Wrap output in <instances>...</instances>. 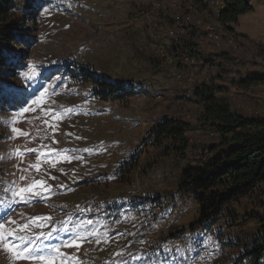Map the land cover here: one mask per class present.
Listing matches in <instances>:
<instances>
[{
  "label": "rangeland",
  "instance_id": "obj_1",
  "mask_svg": "<svg viewBox=\"0 0 264 264\" xmlns=\"http://www.w3.org/2000/svg\"><path fill=\"white\" fill-rule=\"evenodd\" d=\"M23 2L31 8L0 27V223L7 225L9 217L20 224L32 217H51L50 222H36L43 228L29 224L31 234L53 232L51 240L39 241L41 245L59 244L70 235L87 236L78 251L61 248L76 257V264H231L236 255L231 241L247 238L252 225L239 213L234 227H224L231 218L208 227L201 223L194 199L181 190L187 166L206 159L218 138L201 128L200 108L188 89L215 79L227 87L235 113L264 118V0H251L250 10L236 23L219 22L223 31L217 34L218 42L201 43L200 32L197 55L187 52L197 64H184L187 78L195 75L191 83L172 77L162 57L164 47L147 39L148 19L141 8L150 6L148 0ZM185 4L188 7L189 0H180L182 8ZM208 8L194 10L195 19ZM211 17L209 13L201 18ZM129 20L135 27L125 42L100 35L110 24ZM7 32L12 41H4ZM221 52L232 53L242 72L234 83L218 77L219 69L209 61ZM93 79L117 80L130 89L135 85L136 94L124 101L98 99ZM33 100H38L32 105L36 110L21 113ZM54 115L59 118L53 120ZM165 118L191 124L185 157L167 142L155 147L152 131ZM45 119L52 126L45 125ZM12 127L28 135L13 138ZM16 149L24 155H15ZM40 153L39 171H20L36 163ZM132 159V166L126 167ZM21 175L28 180L20 181ZM33 178L51 186L46 198L13 202L11 193L4 191L13 181L24 185ZM93 232L96 235H89ZM0 264L38 262L18 259L15 249L0 244Z\"/></svg>",
  "mask_w": 264,
  "mask_h": 264
},
{
  "label": "trees",
  "instance_id": "obj_2",
  "mask_svg": "<svg viewBox=\"0 0 264 264\" xmlns=\"http://www.w3.org/2000/svg\"><path fill=\"white\" fill-rule=\"evenodd\" d=\"M225 1L227 8L219 18L225 26L236 23L240 14L250 10L243 0ZM30 8L23 0H0V27ZM32 20L36 24L35 16ZM11 37L8 32L3 34L4 41H12ZM260 54H264V47ZM209 61L219 69L221 79L234 83V77L242 76L230 52L216 54ZM93 81L99 90L95 94L101 100L124 101L136 94L133 88L118 83ZM226 88L212 79L196 84L193 90L190 99L202 107L201 128L218 138L208 148L206 159L187 166L181 190L194 199L201 223H207L208 227L221 224L227 218L232 222L226 220L224 227H234L239 213H243V222L252 225L251 232L247 238L231 241L229 246L236 251L235 257L231 259L233 253L230 256L231 264H264V118H246L235 113L225 94ZM191 131L190 123L165 118L152 131L154 145L167 142L173 151L185 157L191 146ZM133 163L132 159L126 167Z\"/></svg>",
  "mask_w": 264,
  "mask_h": 264
},
{
  "label": "snow or ice",
  "instance_id": "obj_3",
  "mask_svg": "<svg viewBox=\"0 0 264 264\" xmlns=\"http://www.w3.org/2000/svg\"><path fill=\"white\" fill-rule=\"evenodd\" d=\"M28 79H35L34 76H27ZM47 89L41 91L39 93V98H43ZM38 98V99H39ZM38 100L31 101V104L22 108L20 110L21 113L35 111L36 109L32 107V105L37 104ZM44 110V109H42ZM48 112L53 111L52 109H47ZM59 117L53 116L52 119H58ZM36 119H41L40 117H36ZM16 121L14 120L13 123ZM43 123L48 126H52L49 124L48 120H43ZM55 131V128L53 127ZM11 131L14 133V137L18 135L27 136L28 133L23 132V130L12 127ZM54 142H57L54 140ZM26 152H38L39 149H26ZM15 155L22 156L24 155L20 149L15 150ZM40 155L38 154L37 162L34 164H29L27 168L20 169L21 172L27 173L31 169L35 168L36 171L40 170ZM71 159V158H69ZM54 166V163H53ZM55 179V177H51ZM20 181L28 180L27 175H21ZM61 187H64L61 185ZM5 193L10 192L12 196L13 202L20 201L23 203H30L33 199H43L46 198L48 193L51 191V186H47V182L43 180H36L33 178L28 184L20 185L18 182L13 181L11 186L4 189ZM11 207V205H9ZM51 217H32L28 218L26 223L20 224L16 220H12L10 217L8 218L7 225L5 223H0V244H3L7 249L16 251V258L18 259H27L31 261H36L38 264H76V257L69 256L68 254L61 251L62 247H76L77 251L79 250L80 243L87 240V236L80 235H70L66 239L62 240L59 244H39L40 240L48 241L52 239L53 232H43L41 231L39 234H31V230L29 229V224H35L36 227L43 228V223H36L40 221H51ZM91 223V221H88ZM15 225V227H10ZM7 227V232L5 229ZM89 235H96L95 232L89 233ZM11 241V242H9ZM100 240L97 239V243ZM59 257V260L56 258Z\"/></svg>",
  "mask_w": 264,
  "mask_h": 264
},
{
  "label": "crops",
  "instance_id": "obj_4",
  "mask_svg": "<svg viewBox=\"0 0 264 264\" xmlns=\"http://www.w3.org/2000/svg\"><path fill=\"white\" fill-rule=\"evenodd\" d=\"M193 1L194 0H189L190 4L191 3L193 4L194 3ZM148 3L150 4V6L147 5V6H144L141 8V14H143L145 16V18L148 19L147 24H146L147 39H149L151 41V43L157 42L156 44H160V46H163L166 50H168V52L170 50L174 51L175 55H177V56H181L182 52H184V51L188 52V50L195 51V54L197 53L198 48H199L197 46V43H199V42H196V37H199L200 32H201V34L207 35V33L204 31V26H207L208 24L210 26H212L215 29V34H218V33L220 34L223 31V28L220 25V23L214 18L213 8H208V10H202V12L200 14L197 13V16L200 17L203 26L193 24L191 26V28L187 30V32L185 33V35L183 36V38L180 41H173L171 44H168L167 39L165 38L166 34H165V32H163L159 29V25L162 23L167 25L169 22H171L174 15L176 14V12L186 9L187 4H185L183 6L185 8H182L180 6V8L174 9V8L168 7V0H148ZM197 9H199V7L196 8L195 10H197ZM209 13L212 14V17H211L212 19L210 18L209 21H204V19H202L201 17L207 18ZM141 14L137 13L136 16L139 17ZM83 23H85V22H83ZM83 23L80 22L79 24H82L83 28L86 27V29H89L87 26H85L86 24L84 25ZM137 25H142V24L137 23ZM109 27L110 28H106L105 31L102 34H100L102 36V38L104 37V34H105V36H108L111 38L114 36L115 38H117L116 40L119 43H122V42H125L126 40H128L131 36H133V29L135 27V24L133 23L132 20H129V21H125L124 23H121V24L116 23L114 27L111 26V24H110ZM191 35H193L192 40H188V37ZM211 42L212 41H209L207 43H211ZM148 43H149V46H151L150 45L151 43L150 42H148ZM105 44H108V42L105 41ZM195 45H196V47H195ZM143 49H144V51H146V53H148L146 44H144ZM162 57L164 60H166L167 64H169L171 67L169 70V74H172V77L176 76L177 79L183 80L186 83V81H187L186 80L187 79L186 74L187 73L184 70V69H186V68H184V65H180L179 67H177L176 63L170 62L169 59L166 58V56L164 57V55H162ZM116 83L120 84V81L116 80ZM136 88H137V86L134 85L133 89L135 91H136ZM188 90H189V92H192L194 89L192 88V89H188ZM188 94L190 95V93H188ZM199 108H200L199 109L200 112L202 113V107L199 106Z\"/></svg>",
  "mask_w": 264,
  "mask_h": 264
},
{
  "label": "built area",
  "instance_id": "obj_5",
  "mask_svg": "<svg viewBox=\"0 0 264 264\" xmlns=\"http://www.w3.org/2000/svg\"><path fill=\"white\" fill-rule=\"evenodd\" d=\"M193 2L194 3H191L185 10L176 12L171 22H169L167 25L164 23L159 25V29L166 34L168 44H171L173 41H180L187 30L190 29L193 24L199 26L202 25L201 20L195 19L194 17L193 11L196 8L203 6L213 8L214 18L218 22L221 13L224 12L227 8V3L225 0H194ZM168 7L174 9L180 8V0H168ZM204 31L207 33V35L204 34V38L203 36L201 37V43L204 42L203 39L206 43L209 41H215V43L218 42L219 36L215 34V29L212 26H210L209 24L207 26H204ZM161 52L165 53L164 56H166V58L169 59L170 62H175L177 67L184 64H191L193 66L197 64L198 59L185 51L181 53V56L175 55V52L172 50L168 52V50H166L165 48L161 49ZM185 54L192 57L184 56ZM194 79L195 75L190 73L187 78V82L191 83L194 81Z\"/></svg>",
  "mask_w": 264,
  "mask_h": 264
},
{
  "label": "water",
  "instance_id": "obj_6",
  "mask_svg": "<svg viewBox=\"0 0 264 264\" xmlns=\"http://www.w3.org/2000/svg\"><path fill=\"white\" fill-rule=\"evenodd\" d=\"M245 4H249L251 0H243Z\"/></svg>",
  "mask_w": 264,
  "mask_h": 264
}]
</instances>
